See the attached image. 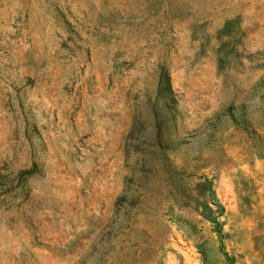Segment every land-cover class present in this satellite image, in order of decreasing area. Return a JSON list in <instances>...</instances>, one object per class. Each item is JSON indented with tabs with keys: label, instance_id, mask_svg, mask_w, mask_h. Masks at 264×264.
Returning <instances> with one entry per match:
<instances>
[{
	"label": "rangeland",
	"instance_id": "rangeland-1",
	"mask_svg": "<svg viewBox=\"0 0 264 264\" xmlns=\"http://www.w3.org/2000/svg\"><path fill=\"white\" fill-rule=\"evenodd\" d=\"M0 264H264V0H0Z\"/></svg>",
	"mask_w": 264,
	"mask_h": 264
}]
</instances>
